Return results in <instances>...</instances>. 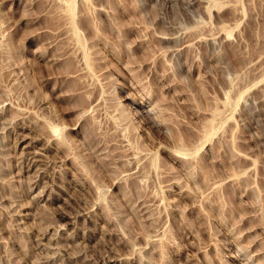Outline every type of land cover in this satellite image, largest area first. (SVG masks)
Segmentation results:
<instances>
[{
    "label": "rangeland",
    "instance_id": "1",
    "mask_svg": "<svg viewBox=\"0 0 264 264\" xmlns=\"http://www.w3.org/2000/svg\"><path fill=\"white\" fill-rule=\"evenodd\" d=\"M0 264H264V0H0Z\"/></svg>",
    "mask_w": 264,
    "mask_h": 264
}]
</instances>
